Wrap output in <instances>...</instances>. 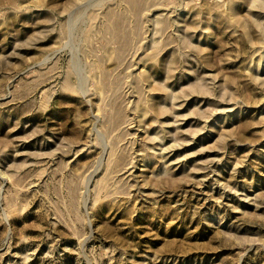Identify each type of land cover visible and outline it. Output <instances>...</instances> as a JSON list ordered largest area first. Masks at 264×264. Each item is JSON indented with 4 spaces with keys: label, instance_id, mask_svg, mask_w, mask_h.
Listing matches in <instances>:
<instances>
[{
    "label": "rangeland",
    "instance_id": "1",
    "mask_svg": "<svg viewBox=\"0 0 264 264\" xmlns=\"http://www.w3.org/2000/svg\"><path fill=\"white\" fill-rule=\"evenodd\" d=\"M0 264H264V0H0Z\"/></svg>",
    "mask_w": 264,
    "mask_h": 264
}]
</instances>
